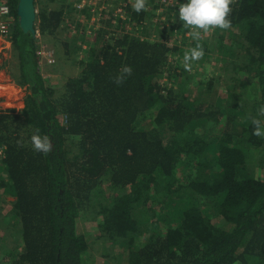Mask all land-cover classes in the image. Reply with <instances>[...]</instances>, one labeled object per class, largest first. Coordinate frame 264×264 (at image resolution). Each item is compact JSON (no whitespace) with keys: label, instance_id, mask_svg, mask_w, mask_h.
Listing matches in <instances>:
<instances>
[{"label":"trees","instance_id":"obj_1","mask_svg":"<svg viewBox=\"0 0 264 264\" xmlns=\"http://www.w3.org/2000/svg\"><path fill=\"white\" fill-rule=\"evenodd\" d=\"M7 1L27 88L23 109L0 106V197L13 198L0 225L21 231L11 263L93 264L99 250L122 264H264V0H231L230 28L199 40L178 17L186 0L171 27L154 23L159 0L139 13L136 0H104L89 29L76 20L59 40L80 68L60 89L41 71L37 31L56 37L93 6L47 0L62 4L41 10L31 34ZM197 45L202 59L218 54L221 74L196 60L185 69ZM33 135L51 150L35 151ZM82 216L97 222L96 241L79 232Z\"/></svg>","mask_w":264,"mask_h":264},{"label":"rangeland","instance_id":"obj_2","mask_svg":"<svg viewBox=\"0 0 264 264\" xmlns=\"http://www.w3.org/2000/svg\"><path fill=\"white\" fill-rule=\"evenodd\" d=\"M113 1L114 0H109V2L112 4ZM155 1L156 0L154 1L151 0V2H155ZM159 1L162 7L161 8L159 7L158 11L163 12L164 9L165 13L163 14L162 18H155L154 23L156 24V22L159 21L160 23L164 24L165 27L167 26L171 27L174 24L173 21H175V17L172 19L168 18L169 10L170 8H176L180 1L179 0H174L173 2L164 1V0L163 2L162 0ZM79 2L80 0L68 1V3L73 4V7H75V9H77ZM94 2L95 4L100 3L97 0ZM171 3L173 4L171 5ZM61 4L62 2L50 3L49 1L47 2V0H37V5H36L37 15L38 13L41 12V10L46 11V9L55 8L57 6H60ZM81 4H83L85 7L90 5L89 2L85 3V1L82 2V0H81ZM152 5L153 4H151V6L148 8L149 11L152 10L153 8ZM157 14L160 15V13L158 12ZM67 15H68L67 13L64 14L66 18H68ZM92 15L93 16L90 21L85 19L86 18L85 15L83 17L80 15L77 16L75 15L74 17L65 20L66 22H64V24L61 25V27L59 28V33L56 35V37L54 36V37L43 38L41 36H38V38H40V42H39L40 49L45 48L46 50L53 52L56 60V62L53 65L41 64L40 65L41 71L43 75L47 78V80L51 82L52 85L59 87L58 89L62 87L64 77L76 76L78 75V70L80 69L79 67H75L73 65L74 63H72V58L69 59V57L67 56L65 57L66 55L65 47L59 43V40L65 41L75 34L74 30L77 26L75 25L77 24L76 20H80V22L82 23L83 28L81 30V33L85 28L89 29L94 24L95 21H93V19L94 18L96 19L98 17L99 12L93 10ZM70 22H72L70 26L73 25V28L70 26L68 27V30L70 31V33L68 34L66 33L67 27L65 26L68 23L70 24ZM210 35L211 33H209V31L204 32L203 30H201L200 38L203 39L208 38ZM56 40H58V42ZM2 47H3V43L0 42V54L2 52ZM209 54L204 59L200 58L199 59L200 62L199 60H196L197 63L202 64L197 66L198 71L201 73L204 72L206 73V67H207L208 75L213 74V72H215V75L217 74V72L221 74V64L219 62L217 63L216 61L218 58V54L217 55L216 54L209 55ZM0 56H1L0 57V90H2L0 91V101L4 102V107L1 108L3 110L14 109L16 111H19L23 109L25 106L27 88L19 84L20 74L17 64L18 63L17 56L12 57L11 54V57L8 56L7 60H5L2 55ZM182 62L184 63V60ZM192 64L193 62H190V66H192ZM0 162H1V158H0ZM11 200H13V198L5 195H2L0 197V221L2 217L5 215V213L9 212L10 209L8 203ZM5 229L0 225V264H12L11 263L12 260L10 259V253L11 252L14 253L12 246L14 242H16L18 239L21 238V231H20V235L18 236L17 233H15V230H13L14 228L12 230L6 229L7 231ZM78 230L81 234L86 235L87 237L92 239L94 238V241H96L97 236H99L97 232L98 231L97 222L93 221V219L90 220L89 217L87 218V216L86 217L82 216L78 220ZM96 248L98 249V246H96ZM114 252H110L109 255L111 258L107 260L106 258L102 257L101 252H99L98 250L95 259L96 261L93 264H122L120 263L122 259L119 260V256L117 254L118 252L115 253Z\"/></svg>","mask_w":264,"mask_h":264},{"label":"clouds","instance_id":"obj_3","mask_svg":"<svg viewBox=\"0 0 264 264\" xmlns=\"http://www.w3.org/2000/svg\"><path fill=\"white\" fill-rule=\"evenodd\" d=\"M231 0H186L178 10L179 20L186 26L191 27V36L194 40H199L201 30L208 32L213 27L228 29L231 26L227 16L230 12ZM145 8V0H136L134 10L139 13ZM203 49L199 45L192 48L184 55V66L190 70V62L199 60L203 56ZM130 66L123 68L122 74L117 77L116 83H121L126 76L131 75ZM264 112V108L261 109ZM256 129L254 134L261 135L259 121H254ZM32 145L35 151L47 153L51 150V143L47 136L33 135Z\"/></svg>","mask_w":264,"mask_h":264},{"label":"built area","instance_id":"obj_4","mask_svg":"<svg viewBox=\"0 0 264 264\" xmlns=\"http://www.w3.org/2000/svg\"><path fill=\"white\" fill-rule=\"evenodd\" d=\"M83 1H85V3L89 2L90 5L93 6L94 11L100 10V8L104 9L106 7V5L103 6L104 0H97L100 2L99 4H95L94 1L96 0H82V2ZM164 1L173 2L174 0H164ZM172 4L173 3H171V5ZM84 7L85 6L81 4V0H80L77 6V10H82ZM13 25H14V16H13L12 8L8 4L7 0H0V42L3 43L2 52L0 55H2L5 60H7L10 51L12 49L11 34H12ZM37 34L38 36H40L38 31ZM38 55L40 56V61H41L40 64L53 65L56 62L54 53L46 50L45 48L44 49L39 48ZM4 149L5 147L0 146V158L3 156Z\"/></svg>","mask_w":264,"mask_h":264},{"label":"water","instance_id":"obj_5","mask_svg":"<svg viewBox=\"0 0 264 264\" xmlns=\"http://www.w3.org/2000/svg\"><path fill=\"white\" fill-rule=\"evenodd\" d=\"M17 15L21 29L25 33L36 34V0H18Z\"/></svg>","mask_w":264,"mask_h":264},{"label":"crops","instance_id":"obj_6","mask_svg":"<svg viewBox=\"0 0 264 264\" xmlns=\"http://www.w3.org/2000/svg\"><path fill=\"white\" fill-rule=\"evenodd\" d=\"M11 50H12V49H11ZM11 54H12V51H10V55H9L10 57H11ZM0 91H2V90H0ZM0 102H1V101H0ZM0 106H1V107H4V102H1Z\"/></svg>","mask_w":264,"mask_h":264}]
</instances>
